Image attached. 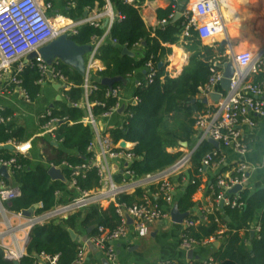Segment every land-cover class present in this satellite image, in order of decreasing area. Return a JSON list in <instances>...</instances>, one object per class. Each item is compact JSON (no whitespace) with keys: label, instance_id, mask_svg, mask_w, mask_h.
Listing matches in <instances>:
<instances>
[{"label":"trees","instance_id":"trees-1","mask_svg":"<svg viewBox=\"0 0 264 264\" xmlns=\"http://www.w3.org/2000/svg\"><path fill=\"white\" fill-rule=\"evenodd\" d=\"M51 0H46L50 2ZM62 0H52L53 5ZM116 13L124 17L115 21L111 33V40L104 44L100 50L99 59L104 63L105 70L93 76V82L97 89L90 97L93 113L101 118L110 108L116 104V99L107 97L109 87L101 83L103 78L121 76L128 79L139 69H146L149 61L155 64L158 71L152 84L136 89V105L129 106L132 114L127 124L111 130L115 141L125 140L134 143L133 153L136 160L131 169L138 177L157 173L173 166L183 155V151H172L171 148H180V142H187L189 146L194 144L195 115L205 110L204 101L198 100L192 103L200 94V88L207 84L212 75L211 61L226 51V46L206 45L202 42L198 32L193 31V37L188 39L187 51L191 53L187 66L182 73L172 78L166 71V66L159 67L160 62L166 61L173 53L171 47L179 42L182 33V21L171 24L170 18L175 13V7L158 10L160 21L168 20L169 24L163 28H148L142 19L139 9L125 3L124 0H110ZM58 2V3H59ZM71 2L74 6H69ZM64 14L70 20H78L84 13L98 7L103 9L105 0H66L61 2ZM186 6V5H184ZM105 30L92 25H84L72 36L79 45H89L94 38L100 37ZM140 45V48L136 46ZM127 47L136 53V57L123 55V49ZM58 69L67 79L70 89L65 91L66 101H58L54 108H47L52 112V117L59 120L54 130V138L58 148L50 146L51 157H47L48 164H34L30 158L8 150H0V159L8 160L16 157L17 163L12 174V184L20 189V195L5 206L14 212H23L42 204L43 208L37 212L48 211L59 204H65L79 194L78 191H93L100 186V177L96 169L83 170L82 166L88 165L93 159V153L89 147L94 139L91 127L84 122L85 111L82 107L75 106L84 97V79L71 67L59 62ZM20 84L8 87L7 91L20 87L27 93L32 103L38 102L42 97V85L39 84L41 73L36 63L25 65L24 71L18 75ZM259 80V78H257ZM123 86L117 84L115 86ZM9 117L10 111L2 112ZM50 119L40 120V124H46ZM26 130L17 126L15 122L0 123V144L10 141H25ZM212 144L204 142L192 157L191 165L177 177L179 193L176 203L181 212L190 213L189 219H194L192 212L197 204L193 197L200 189L202 182L201 170L204 171L202 160L205 155L213 150ZM54 164L64 169L69 184L53 181L50 177L49 165ZM64 164L71 168L64 167ZM21 166V169L17 168ZM80 169V174L74 176V170ZM241 176L234 174V177ZM188 182L186 184L185 181ZM122 175L117 180L121 181ZM2 180L0 176V181ZM76 180L73 187L71 183ZM194 181V182H193ZM186 184V185H185ZM212 201L221 193L217 186V179H211L208 185ZM143 191L138 189L133 194H125L118 200L129 204L138 202ZM235 195H232V199ZM239 202L242 207L232 208L231 205H215V211L207 216V220L188 229L191 238L203 242L216 238L223 243L215 254V259L220 264H263L264 263V187L251 190L245 186L239 192ZM201 215V214H200ZM260 215V233L252 242V250L245 239L249 238L255 221ZM218 219L219 221H216ZM120 224V217L115 204L108 207L91 205L84 211L73 213L67 218H57L43 225L33 228L27 245V256L21 260V264H36L37 256L45 253L48 255H60L59 264H73L78 257V249L81 241L71 238L69 229H73L79 236L86 234L88 237L96 236L99 227L114 230ZM225 225L227 230L219 238V232ZM246 232L241 237L240 232ZM254 255V256H253ZM0 264H14L5 257L0 249Z\"/></svg>","mask_w":264,"mask_h":264},{"label":"built area","instance_id":"built-area-1","mask_svg":"<svg viewBox=\"0 0 264 264\" xmlns=\"http://www.w3.org/2000/svg\"><path fill=\"white\" fill-rule=\"evenodd\" d=\"M105 1L106 5L103 9L96 7L89 13L88 17L70 20L66 24L56 26L54 19L49 16V9L53 7L52 0L50 2H43V0H0V81L5 83L6 88L21 83L18 75L24 71L25 65H27L25 61L30 53L38 52L42 47L63 34L75 35L78 29L84 25H92L105 30L102 36L94 38L91 43L93 48L86 56L87 73L86 77L83 78L84 83L82 85L84 97L80 103H75V106L84 109V122L91 127L94 134L93 142L89 147V151L93 153V159L88 165L82 166V169H96L100 177V186L93 191H78L79 194L71 201L59 204L48 211L37 212L43 208L42 204H38L33 215L26 217L23 212H14L6 208L5 203L17 198L20 195V189L2 178L0 181V249L4 252L5 257L13 262L19 261L21 263V260L27 256V245L34 227L57 218H67L73 213L84 211L91 205L108 207L110 204H115L120 217L118 227L114 230L99 227V233L96 236L81 242L78 257L73 264L84 263L86 248L89 244L95 245L109 264H121L114 243L126 237L131 227L138 231H144L150 225L172 220L171 210L176 203L179 188L175 178L191 165L192 157L198 148L211 137L220 143L221 148L233 149L244 158L249 151L247 132L253 131L257 127V117L264 116V50L258 53H238L234 50L227 37L221 12L225 0H189L182 10L183 39L193 37V31H196L201 40L204 41V32L213 31L217 28L219 34L227 40L226 51L211 61L212 75L207 84L200 88V94L197 97L200 101L206 99L209 101L208 104H205L207 109L195 115L197 140L191 148L184 149L183 157L173 166L157 173L138 177L131 169L136 160L132 151L135 144L127 142V145L123 147L125 140L115 141L112 138L111 130L103 129L101 126L104 120L119 114L118 111L123 105V86L109 88L107 97L116 99V104L101 118L94 115L90 103V97L97 89L92 76L106 68L99 59L100 50L104 44L111 40L110 33L115 21L124 19L116 13L110 0ZM124 1L136 9L141 10L142 8V0ZM68 5L74 6L71 2ZM174 16L175 13L170 18L173 19ZM107 20L109 25L105 27ZM206 20L207 22H205ZM168 23V20H162L153 30L163 28ZM111 41L116 43L114 40ZM210 46H215L214 42ZM136 47L140 48V45ZM224 58L227 59V62H224ZM59 62L57 60L50 66L40 57L32 62L36 63L41 73L39 84H60L62 88L70 89L71 86L68 85L67 79L58 69ZM228 63L233 64L235 73L231 77L230 91L224 92L221 81L226 71L225 64ZM146 71V78L137 81V88L152 84L155 81L158 71L152 61L147 63ZM18 88L24 99L32 103L27 93L20 87ZM214 93L221 94V99L218 102L211 101V95ZM135 101L138 102L137 97H135ZM129 106L126 105L123 112L128 118L132 116ZM2 112L4 109L0 107V123L14 122L15 115L5 117ZM42 119H50L42 127L54 137V130L59 120L52 117V112L49 109L40 117V120ZM127 121L128 119L125 124ZM6 144L15 147L14 153L32 160L30 143L10 141ZM6 144H0V146ZM224 161L221 149L214 148L202 160L204 171L201 170V175L206 174L208 169L221 168ZM16 163V157L8 160L0 159V165L8 166L11 175ZM52 166L56 165L50 164L49 168ZM64 167L71 168L67 164H64ZM17 168L21 169L22 167L17 165ZM249 170L250 166L247 162L242 161L236 168L237 174L241 175L240 177L217 175V186L221 189L220 195L213 201L210 198L209 204L202 207L200 213L194 215V219L186 218L184 220L181 247L185 251L189 252L209 242V240L199 242L191 238L188 229L206 221L207 216L215 211L216 204L231 205L232 208L243 206V203L238 200L239 193L230 194V191L237 185H242L243 188L247 186ZM79 174L80 169H75L73 175L78 176ZM120 174L122 179L118 181L117 177ZM185 182L188 184L187 181ZM76 183L74 180L71 185L75 187ZM138 189L143 191L138 202L129 204L118 200L121 196L133 194ZM232 195H235L233 199L231 198ZM128 216L133 220L132 224L129 223ZM216 221L219 220L216 219ZM226 230L227 227L223 225L219 232V238H222ZM256 230L260 231L261 227L258 226ZM37 259L36 264H59L60 255L53 256L43 253L37 256ZM162 264L182 263L168 260ZM187 264L220 263L214 257H210L204 260H189Z\"/></svg>","mask_w":264,"mask_h":264},{"label":"crops","instance_id":"crops-1","mask_svg":"<svg viewBox=\"0 0 264 264\" xmlns=\"http://www.w3.org/2000/svg\"><path fill=\"white\" fill-rule=\"evenodd\" d=\"M183 1L187 2L189 0H142L143 4L140 10L142 19L148 28L154 29L160 22L158 18V10L166 9L172 5L175 7L176 14L179 11L180 6L183 4ZM239 1L240 0H233V3H231L230 0H225L223 3L224 5L221 7L227 37L236 52L258 53L264 50V0H258V3H254V0H245L247 2L249 1V6H246L247 4L245 3L244 5L239 3ZM43 2H46V0H43ZM61 2L57 3L58 7L61 6ZM241 7H248V11H251V13L246 17H242L239 12H237ZM229 23H234V25L229 26ZM239 25L241 26L238 27ZM258 32L261 34L263 33V38L261 35L259 36L260 33ZM257 40L261 45L256 43ZM221 41L222 39L215 41V46L217 44H221ZM188 42V39H183L181 33L177 44H165L173 50V53L169 55L166 60V71L172 78L178 77L182 73L184 67L189 63L191 53L187 51ZM223 60L224 62H227V59L224 58ZM228 64H225L226 67ZM146 76L147 71L143 68L135 71L134 74L128 78V85H123V104L127 106L134 104L135 92L137 89L136 83L137 81L144 80ZM54 85L55 84L42 85L41 100L36 103H29L24 99L19 88L13 91H7L5 83L0 81V107H3L4 111L12 112L11 116L15 115L14 122L16 125L23 127L27 134L34 132L31 137L27 136L26 141H24L30 143L32 146V162L34 164H48L47 162L34 159V150H39L40 154L45 159H48L47 157L52 156L49 147L52 145L58 148V145L53 144L56 139L48 131L43 129L39 119L40 115L46 108L55 107V103L59 101L58 99L60 97L63 99L61 102L66 101L65 91H67V89H57ZM205 109H207V106ZM121 116L122 114H118L111 117L107 120L108 123L106 126L104 123L103 126L101 124L102 128L112 130L117 127H123L125 125V120L122 121ZM39 126H41L43 130L38 131L37 129ZM247 133L249 151L244 158L233 149L221 148V152L225 159L224 165L221 168L208 169L206 174L202 176L203 184L193 197L197 206L192 212V215H198L200 213V209L209 204L211 197L208 194V185L211 184V179H216L218 174H223L226 177H233L234 174H237L236 168L242 161L247 162L250 166L247 186H249L253 191L257 188L264 187V116L257 117V127L253 131H248ZM196 140L197 133L194 137V142ZM36 141L37 146H35ZM184 149L185 148L181 146L180 148H171L169 151L184 152ZM176 179L177 178H175V182L180 185ZM177 193H179V188ZM258 226H260V215L252 228V230H255L253 239L251 232L249 238L245 239L251 250L254 238L260 233V231L256 230ZM183 231L184 225L176 224L172 220L150 225L144 231H138L134 227H131L128 235L116 241L114 243V247L117 250L121 264H162L164 261L168 260L187 264L190 260L188 258V252L181 247ZM245 234L246 232L244 231L240 232L241 237H245ZM79 237L81 238V242L89 238L86 234L80 235ZM222 245L223 243L221 240L212 238L208 243L200 245L194 249L193 260H204L210 257L215 258V254L222 247ZM103 260L104 256L96 248V246L89 244L86 248L85 261L83 264H103Z\"/></svg>","mask_w":264,"mask_h":264},{"label":"water","instance_id":"water-1","mask_svg":"<svg viewBox=\"0 0 264 264\" xmlns=\"http://www.w3.org/2000/svg\"><path fill=\"white\" fill-rule=\"evenodd\" d=\"M184 9V4L180 6L179 11L175 14L174 18L171 21V24H175L176 22L180 21L182 19V10ZM90 11L87 10L84 13V18L89 16ZM169 24V23H168ZM167 24V25H168ZM109 25V21L107 20L105 22V27ZM221 45L226 46L227 40H222ZM92 45H79L77 44L73 39L72 36L69 34H63L57 39L53 40L48 45L42 47L38 52H32L30 53L25 63L29 64L34 62L38 57H40L44 62H46L48 65H53L55 61L59 60L65 65L71 67L73 70H75L81 77L85 78L87 73V67H86V56L88 53L92 51ZM123 55H128L131 57H136V53L129 48L125 47L122 51ZM167 65L166 61H162L159 64L160 68H163ZM235 69L233 67L232 63H229L226 67V71L224 74V78L221 81V87L224 92L230 91V85H231V77L234 75ZM101 83L104 86L109 87L112 89L117 84H123L124 86L128 85V79H125L121 76L113 77V78H103L101 80ZM55 88L60 89L62 88V85L55 84ZM65 87V86H64ZM221 99L220 93H214L211 95V101L218 102ZM59 101H62L61 97L58 99ZM198 100L194 99L192 103H196ZM208 100H204L205 104H208ZM138 102L135 101L134 105H136ZM53 107V106H52ZM126 105L123 104L122 107L119 109V114H123L125 111ZM208 142L213 145L216 149H221L220 143L213 138L209 137ZM53 144H58L57 142H53ZM181 146L184 148H188L189 144L187 142H180ZM127 145L126 142L123 143V147ZM0 150H10L15 151V147L11 144H6L3 146H0ZM50 177L53 181H60L66 184H69V180L67 179L64 169L61 167L52 166L49 168L48 171ZM0 175L3 179L6 181L12 182V175L10 173V170L8 166L6 165H0ZM243 189L242 185L235 186L231 191L230 194H237ZM38 208V205H35L33 208L24 210L23 215L26 217H31L34 213V210ZM190 215V213H183L181 212L178 203H175L174 207L171 210V218L172 221L176 224H183L184 220ZM129 223L132 224L133 220L131 217L128 216ZM69 233L71 235V238L74 241H81V238L79 235L73 230L69 229ZM252 239L255 235V230L251 231ZM188 258L190 260L194 259V250H190L188 252ZM199 259V258H198ZM14 264H21L19 261H15ZM103 264H109V262L104 259Z\"/></svg>","mask_w":264,"mask_h":264},{"label":"rangeland","instance_id":"rangeland-1","mask_svg":"<svg viewBox=\"0 0 264 264\" xmlns=\"http://www.w3.org/2000/svg\"><path fill=\"white\" fill-rule=\"evenodd\" d=\"M59 1H57L55 4H54V6L51 8V9H49V15L50 16H52V19H54V21H55V23L57 22V24L59 25V24H61L62 22H68V20L70 21V19H68L69 17H67L65 14H64V9H63V7H61V6H57V3H58ZM259 1L258 0H254V3H258ZM183 4L185 5L186 4V2L185 1H183ZM65 18H67V19H65ZM258 33H260V32H258ZM263 34V33H262ZM262 34L260 33L259 34V36L261 35L262 36ZM222 38H224V37H222ZM242 38H244V37H242ZM262 38H263V36H262ZM219 40H221L220 38L217 40V41H219ZM223 40V39H222ZM202 42L204 43V44H206V45H210L211 43H207V42H205V41H203L202 40ZM256 43H258L259 45H261L259 42H258V40H257V42ZM241 53V52H240ZM92 80H93V76H92ZM41 100V99H40ZM39 100V101H40ZM38 101V102H39ZM46 110H47V108L44 110V112L40 115V117L43 115V114H45L46 113ZM40 117H39V119H40ZM121 119H122V121H126L127 119H128V117H127V115L126 114H124V115H122L121 116ZM103 123L105 124V126L107 125V120H105V121H103L102 122V126H103ZM30 130V129H29ZM38 131H40V130H43L42 128H41V126H39L38 127V129H37ZM34 134V132L33 133H28L27 134V132H26V136H25V141H26V139H27V136H29V137H31L32 135ZM35 146H37V141L35 142ZM33 158L34 159H37V160H39V161H43V162H46V159L40 154V152H39V150H34V154H33Z\"/></svg>","mask_w":264,"mask_h":264},{"label":"bare ground","instance_id":"bare-ground-1","mask_svg":"<svg viewBox=\"0 0 264 264\" xmlns=\"http://www.w3.org/2000/svg\"><path fill=\"white\" fill-rule=\"evenodd\" d=\"M231 1V3H233V0H230ZM249 2V1H248ZM248 2L247 1H245V0H240L239 1V3H242L243 5H244V3L245 4H247L246 6H249V4H248ZM240 6V5H239ZM243 7H245V6H243ZM243 7H241L240 9H239V11H237V12H239V14L242 16V17H246L248 14H250L251 13V11H248V7H246V8H243ZM234 9H235V7H234ZM233 9V10H234ZM232 14V13H231ZM254 15V14H253ZM253 18V17H252ZM69 22V21H68ZM68 22H62L61 24H55L56 26H61V25H63V24H66V23H68ZM205 22H207V20L205 21ZM235 23V22H234ZM234 23H229L228 25L229 26H232V25H234ZM244 24V23H243ZM242 25V24H241ZM241 25H239L238 27H240ZM242 29V28H241ZM239 30V29H238ZM223 37V35H220L219 34V31H218V29L216 28L215 30H213V31H211V30H208V31H206V32H204V41L205 42H207V43H212V42H215V41H217L219 38L220 39H224V38H222ZM197 99V98H196ZM197 100H199V99H197ZM135 103V102H134ZM205 104V103H204ZM56 142V141H55ZM124 142H126L127 143V141H124ZM188 148H191V147H188ZM188 148H185V149H188ZM185 153V152H184ZM188 218V217H187Z\"/></svg>","mask_w":264,"mask_h":264}]
</instances>
